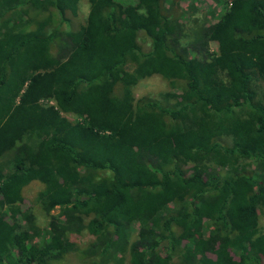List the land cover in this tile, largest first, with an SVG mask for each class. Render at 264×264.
Wrapping results in <instances>:
<instances>
[{
	"label": "trees",
	"instance_id": "trees-1",
	"mask_svg": "<svg viewBox=\"0 0 264 264\" xmlns=\"http://www.w3.org/2000/svg\"><path fill=\"white\" fill-rule=\"evenodd\" d=\"M78 4L0 0V264H53L83 230L94 264H264V0L193 30L178 0H89L73 25ZM152 75L183 82L173 104L134 98Z\"/></svg>",
	"mask_w": 264,
	"mask_h": 264
},
{
	"label": "rangeland",
	"instance_id": "rangeland-1",
	"mask_svg": "<svg viewBox=\"0 0 264 264\" xmlns=\"http://www.w3.org/2000/svg\"><path fill=\"white\" fill-rule=\"evenodd\" d=\"M117 1V0H116ZM126 2H134V0H122ZM179 6L177 9L179 17V23L181 22L185 27L190 29H196L197 26L192 21L196 19L198 22L211 24L217 21L220 16L229 7L231 0H178ZM78 18H72V24L78 25L85 22V18L89 11V0H79L78 4ZM183 11V12H182ZM28 29H33V25L27 26ZM187 41L184 39L183 42ZM53 48V51L55 50ZM210 52L215 53L217 48L215 43L209 44ZM183 88L182 81H168L158 75H152L140 80L132 89L134 98L138 100L141 97H149L162 102L163 105H171L175 100L170 96L177 95ZM166 95L165 98L161 97ZM68 119H74L71 115H66ZM219 173L223 175L224 170H220ZM44 189V185L41 182L34 181L27 185L22 191L21 206L23 209L29 208L35 218V223L40 228H45L49 222V217L44 213L38 201V194ZM52 214H56L55 211ZM9 220V219H8ZM257 230L259 234L264 235V207L259 210L257 217ZM130 229V242H133L137 238L138 225L132 223ZM204 234H207V228H205ZM71 241L75 244V250L63 257L60 261L53 264H94L97 262V257L94 254L93 245L95 243V237L91 236L87 231L83 230L79 234H71ZM109 260L104 264H128V257ZM103 264V263H101ZM173 264H180L178 259L173 260Z\"/></svg>",
	"mask_w": 264,
	"mask_h": 264
}]
</instances>
